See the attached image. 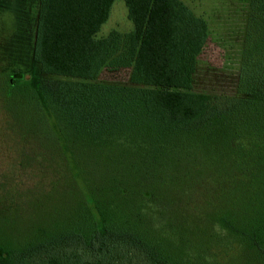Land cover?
Here are the masks:
<instances>
[{"label":"trees","instance_id":"trees-1","mask_svg":"<svg viewBox=\"0 0 264 264\" xmlns=\"http://www.w3.org/2000/svg\"><path fill=\"white\" fill-rule=\"evenodd\" d=\"M122 1L132 29L98 38L114 0H39L41 79L1 85L0 264H264V0H234L237 97L192 92L207 26L180 0Z\"/></svg>","mask_w":264,"mask_h":264},{"label":"rangeland","instance_id":"rangeland-1","mask_svg":"<svg viewBox=\"0 0 264 264\" xmlns=\"http://www.w3.org/2000/svg\"><path fill=\"white\" fill-rule=\"evenodd\" d=\"M207 26V41L196 63L192 92L211 96L237 97L242 53L249 23L248 2L234 0H180ZM39 0H0V104L1 85L11 70L24 74L34 85L41 74L31 61ZM132 29L122 0H114L108 19L97 37L111 31L125 34ZM130 69L102 70L95 83L129 85ZM55 79V77H45ZM2 105H0V108ZM3 113L5 114L4 110ZM2 113V114H3ZM3 127L2 124L0 128ZM1 132L3 130L0 129ZM235 264V263H234Z\"/></svg>","mask_w":264,"mask_h":264}]
</instances>
